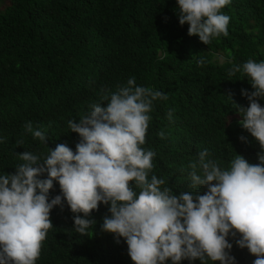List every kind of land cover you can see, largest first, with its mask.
Here are the masks:
<instances>
[{
	"label": "trees",
	"instance_id": "trees-1",
	"mask_svg": "<svg viewBox=\"0 0 264 264\" xmlns=\"http://www.w3.org/2000/svg\"><path fill=\"white\" fill-rule=\"evenodd\" d=\"M221 11L230 17L228 36L205 45L179 24L176 0H0V172L14 174L24 151L43 158L60 143L75 151L80 138L68 122L106 105L102 97L129 78L167 97L153 102L143 147L155 152L149 176L164 179L174 195L195 191L190 165L205 149L222 168L236 154L259 163L260 145L237 111L249 104L241 91L253 89L242 71L229 73L264 60V0H231ZM29 122L46 145L27 131ZM60 194L54 182L49 200ZM108 207L90 212L94 224L81 235L73 216L82 214L63 201L54 206L36 264H133L124 239L102 230ZM227 239L237 264H253L256 257L235 244L239 234Z\"/></svg>",
	"mask_w": 264,
	"mask_h": 264
},
{
	"label": "clouds",
	"instance_id": "clouds-1",
	"mask_svg": "<svg viewBox=\"0 0 264 264\" xmlns=\"http://www.w3.org/2000/svg\"><path fill=\"white\" fill-rule=\"evenodd\" d=\"M230 3L176 0L179 24H187L188 35L208 45L228 36L230 17L221 10ZM241 71L253 91H241L249 104L237 111L241 126L260 145L259 163L236 154L222 168L205 149L190 165V188L195 191L174 195L163 187L164 179L149 176L155 152L143 147L153 102L167 97L129 78L102 97L106 105L94 104L78 122H68L80 138L75 151L64 143L48 149L43 158L24 151L14 174L0 172V264H36L52 228L50 211L62 201L73 214H82L73 216V228L81 235L94 224L87 218L90 212L108 205L110 216L104 217L102 230L124 239L133 264H237L227 239L237 234L236 246L256 257L253 264H264V107L257 100L264 99V60L249 59L229 74ZM26 128L46 145L44 132L33 131L30 122ZM54 182L61 194L49 200ZM202 186L207 189L203 195Z\"/></svg>",
	"mask_w": 264,
	"mask_h": 264
},
{
	"label": "rangeland",
	"instance_id": "rangeland-1",
	"mask_svg": "<svg viewBox=\"0 0 264 264\" xmlns=\"http://www.w3.org/2000/svg\"><path fill=\"white\" fill-rule=\"evenodd\" d=\"M219 56V59L222 61L223 60V57L221 54L218 55Z\"/></svg>",
	"mask_w": 264,
	"mask_h": 264
}]
</instances>
